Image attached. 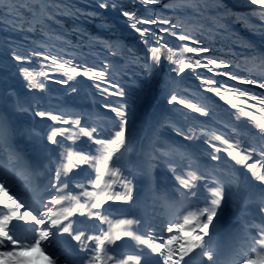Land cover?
Listing matches in <instances>:
<instances>
[{
    "label": "trees",
    "instance_id": "16d2710c",
    "mask_svg": "<svg viewBox=\"0 0 264 264\" xmlns=\"http://www.w3.org/2000/svg\"><path fill=\"white\" fill-rule=\"evenodd\" d=\"M8 2L5 0V5L0 7V20L3 21L0 23V74L7 65L16 63L11 59L12 52L26 58L30 53L41 54L31 56V63L23 64L32 73L37 86L46 80L67 78L63 70L51 65L50 61L42 60V56L54 57L66 67L83 65L89 71L93 68L105 70L104 64L107 63V77L121 85L125 93L123 97L102 96L93 86L94 81L83 76H74L72 80L78 93L90 94L106 109L110 131L108 139L118 130V118L112 108L121 107L127 112L126 142L133 144L147 131L148 116L155 112L160 118L156 133L170 132L182 138L191 136L188 139L190 149L202 153L208 167L215 166L221 171L217 179L225 176L230 180L227 192L234 208L237 209L241 202L247 207L252 197L264 190V182L237 164L227 152L221 151L219 160L211 159L213 149L210 147L215 143L221 149L242 151L251 143L257 152L246 163H256V174L264 175V158L258 155L259 145L264 144L259 127L264 123V111H260L264 105L251 99L252 95L264 97V89L222 74L227 71L245 80L264 82V19L259 15V7L249 4L248 0H158L147 6L140 4L139 0H117L118 4L125 6L124 10L137 11L142 18L169 19L177 25L175 36L170 32H160L161 28L169 25H137L151 29V33L159 38L149 34V43L145 45L140 35L128 26L127 18L120 15V9H101L98 0H57L63 11L56 14L48 10L47 15L52 18L43 15L34 24L28 22H31L32 13L38 10L39 0H25L16 10L23 23L17 21L15 24L9 15ZM21 27L24 30H17ZM29 28L32 30L28 31ZM182 34L199 39L211 51L199 55L184 52L182 45L190 42L178 40ZM116 39L124 44L122 49L116 48ZM165 44L171 51L164 49ZM149 47L161 50L157 54L160 56L159 67L151 69L150 77L144 67L151 62ZM197 59L201 65L209 59H217L231 67L209 64L208 67H197L195 71L186 69L180 75L171 70L173 66L178 68ZM202 80L214 83L208 85ZM211 88H219L220 94L206 90ZM243 91H249V97L242 96ZM173 94L186 103L204 108L207 115L178 103L170 105L168 100ZM240 108L254 112L255 119L245 117ZM223 139L229 140V145H224ZM125 147L121 149L122 154ZM115 161L114 157L109 165ZM222 190L226 192V189Z\"/></svg>",
    "mask_w": 264,
    "mask_h": 264
},
{
    "label": "rangeland",
    "instance_id": "374dc122",
    "mask_svg": "<svg viewBox=\"0 0 264 264\" xmlns=\"http://www.w3.org/2000/svg\"><path fill=\"white\" fill-rule=\"evenodd\" d=\"M43 15L36 9L30 18L31 23L34 24ZM114 43H116L117 49L124 47L119 39H116ZM21 68L26 67L16 62L7 65L5 71L0 74V123L24 118L25 123L29 124L27 129L30 128L25 132L30 136L26 137V142H23V145L30 146V149L33 145L38 147L42 142L47 143L51 131L58 129L59 145H54L55 159H52L53 156L45 154L47 161L44 166L42 165V171L36 172L27 165L23 155L19 157L15 153L18 147L14 146L9 136L0 139V150L4 157V159H0V177H3V181L11 178L14 183L10 187H6L7 192H0V195L9 193V196L15 197L33 209L41 206L39 204L40 199L49 201L52 195H56L58 198L59 193L51 190V184L54 181V168L57 163L67 166V169L64 168L62 171L64 175L66 171L80 175L81 178L76 182L88 186L91 191L101 195L111 194L110 185L113 180L118 188L121 172H123L124 176L132 179L133 198L139 195L140 197L143 196L144 200L147 198L150 201L149 204L145 202L150 211L147 224L144 226L146 238H149L151 243L162 242L159 236L164 231L165 226L179 225L182 230H174L170 234L176 235L178 238L177 242L170 246L176 251L180 242L186 245L191 243L190 225L184 223V217H188L193 222L197 220V217L199 219L200 212L209 206L213 198L210 192L224 188L226 192L222 190L224 199L221 201V207L217 210V216L214 218V230L210 226V232L213 235L212 240L209 241V247L213 252V261H219L221 264H243V259L247 258L257 261L264 260V250L260 246L250 247L252 238L258 239L260 229L264 228V212L261 211L264 209V190L258 191L252 197L248 207L241 202L240 206L235 209L231 196L226 194L231 185L230 180L226 179L225 176H222L220 180L217 179L221 171L215 166L208 167L202 153H196L190 149L188 139L178 137L170 132L156 133V126L160 118L155 112L148 116L147 131L139 136L135 144L126 142L124 153L119 156L117 161L109 165L100 188H96L92 181L99 174L98 168L105 154V147L91 143L80 129L85 127L89 131L95 129L93 132L95 139H108L110 131L106 109L96 103L90 94L72 92L71 89L75 88L73 80L68 85L46 80L44 82L45 89L40 90L31 77L33 90L28 91L25 87L26 81L20 72ZM3 109L4 112L2 113ZM38 111L62 116L63 120H68L69 123L64 124L63 122H53L48 118H41L35 114ZM77 119L80 120L78 126L75 125ZM65 129L67 132L64 131ZM8 132L10 129L4 128L3 134L8 135ZM62 136H66L68 139H62ZM22 149L20 147V150ZM81 152L84 155L95 156V165L80 166L78 160L81 158L79 155ZM28 154L31 155L32 153ZM69 155L72 157L71 164L74 166L71 169L69 168ZM84 168H88V171L84 172ZM147 170L150 171L151 177ZM113 173L114 175H112ZM203 174H206V179H201ZM39 177L42 178L41 184L38 181ZM190 179L197 186L194 198L182 194L187 190L182 189L181 180ZM171 183L172 185H170ZM169 185L171 186L170 190ZM118 191L122 193V189L118 188ZM145 191L151 196H147ZM202 193L206 195L205 198L200 197ZM197 199V202L193 201ZM140 204L133 201L127 204L108 202L102 210L103 221L110 218L113 220L121 218L131 220L132 211L139 208ZM153 206L156 207L153 209ZM72 208H68V213ZM44 210L46 209H42V211ZM103 221L96 219L92 232L93 236L97 237L103 235L104 232H109L115 239L117 232H133L134 229L131 225L98 227V224ZM35 229L36 226L34 225L32 229L24 230L21 238L35 235ZM226 230L234 235L232 241L227 244L224 242L228 237V235H224ZM185 233H189V235L186 236ZM126 237L121 239L126 244L121 255L137 257L138 254L129 247ZM164 239L166 240L167 237L165 236ZM61 252L59 247L54 248L51 245L46 249L45 254H53L51 257L56 260L58 258V264H67L65 256ZM91 255L93 256L94 253ZM7 259L5 258V260ZM76 264L82 263L79 261Z\"/></svg>",
    "mask_w": 264,
    "mask_h": 264
},
{
    "label": "snow or ice",
    "instance_id": "6c2138e0",
    "mask_svg": "<svg viewBox=\"0 0 264 264\" xmlns=\"http://www.w3.org/2000/svg\"><path fill=\"white\" fill-rule=\"evenodd\" d=\"M134 2V0H133ZM158 0H139V3L147 6L154 3H157ZM249 4L259 6L260 13L262 19H264V0H248ZM25 3V0H9L8 2V11L9 15L13 17V23L15 24L17 21L23 23V18L16 15L17 8L21 7ZM5 5V0H0V7H3ZM98 7L101 9H113L117 10L120 9V15L123 18H127L128 26L134 30L136 33H138L141 37V42L145 45H148V35L151 34L155 39H159L158 37H155L154 33H151V29L147 27H138L137 25H151V24H164L169 25V27H164L160 29V32H170L171 35L175 36L176 32L175 29L177 28L176 24H173L171 20L169 19H151V18H142L138 15L137 11L134 10H124L125 6L123 4H118L117 0H98ZM48 10H53L56 14H59L61 11H63L62 6L60 3L57 2V0H39V8L38 11L40 14H44L47 16L48 19H51V16H48ZM0 23H3L2 20H0ZM31 23V22H28ZM17 30H24L22 27L18 28ZM28 31H31L32 29H27ZM178 40L180 41H189L190 43H185L182 45V50L187 53H193V54H201L210 52L211 49L209 47H205L201 44V41L199 39H195L193 36L189 34H182L178 36ZM195 45V46H190ZM106 47L108 45H105ZM164 49L167 51H171V49L168 48V45H164ZM148 51L150 53V64L144 65L146 69V75L151 76V69L158 68L159 67V59L160 56L157 55L161 50L159 48H153L149 47ZM36 55L41 56L40 53H30L29 58H26L23 55L16 54V52L11 53V59L14 61L24 64V63H31L30 57ZM42 60L50 61L51 65H55L60 70H63V72L66 74V79H61L58 81H54L56 83L62 84V85H68L69 82L73 79L74 76H83L88 79H92L94 81L93 86L98 90V92L103 95H111V96H120L123 97L125 95L124 89L121 87L119 83L113 82L112 80L108 79L107 77V68L108 64H104L105 70H96L93 68L91 71L87 70V68L83 65H75V66H67L65 63H61L58 59L50 56H42ZM214 65L221 68H230L231 65L224 62V61H218L217 59H209L206 64L201 65L200 60H195L194 62H188L183 63L178 68L173 66L172 71L176 72L177 75H180L185 72L186 69L191 68L193 71L197 67H208V65ZM21 75L23 76L24 80L26 81L25 87L28 91L33 90V84L31 81L32 73L28 70V68H21L20 69ZM225 76H230L232 80H240L241 83L244 84H251V85H257L259 88L264 89V82H258L255 79H249L245 80L237 75H231L229 72H223L222 73ZM51 79V77H49ZM202 83H206L208 85H211L214 83L212 80L204 81L202 80ZM103 85V86H102ZM46 85L44 83H40L38 85V88L40 90H44ZM210 90L216 94H220L219 88H211L206 89ZM72 92H75L76 89H71ZM241 95L244 97H249L250 93L249 91H243L241 92ZM251 99L253 100H259V103L261 105H264V97H259L256 95H252ZM168 103L171 104H179L183 105L188 109H193L196 112H199L203 115H207V111L204 108L195 107L191 103H186L185 100L179 99L177 95H171L170 99L168 100ZM231 103V102H229ZM246 103V101H245ZM105 107H109L108 105H105ZM233 107H236L233 105ZM251 107H256V105H251ZM112 111H114L118 118V123L116 127L118 130L115 131L112 138L109 139H95L93 137V132L89 131L88 128H81L80 131L84 134V136L88 137L89 141L93 144H96L98 146L105 147V154L103 156V159L100 161L98 172L99 174L95 176L92 183L96 188H100L101 182L104 180L105 174L107 173V170L109 168V162L114 160V157L116 159H119V155H121V149L126 144V134L128 131V119H127V112L122 110L121 107L112 108ZM245 117L255 119V113L251 111H246L244 108L239 109ZM260 111H264V107L260 109ZM37 116L41 118H48L53 122H63L64 124H68V120H63L62 116L52 115L49 112L46 111H38L35 113ZM80 120L77 119L75 121V125H79ZM260 127V135L264 136V123L259 125ZM58 129L52 130L50 133V136L47 138L48 143L52 145H59V141L56 139L58 135ZM67 132V129L64 130ZM182 134V133H181ZM191 136H185V139H191ZM62 139H68L66 136H62ZM217 139H222L221 137H217ZM224 145H229V140L223 139ZM210 147L213 149V153L211 154V159L213 160H219L220 156L219 153L221 151L227 152L229 156H231L237 164L243 165L247 169H249L254 177L258 179L259 181L264 182V175H258L255 172L256 163H246L247 159H250L253 153L257 152V148L254 147L251 143L247 145L242 151H229L227 148L221 149L220 147H217L215 143L210 144ZM259 157L264 158V144L259 145ZM80 159L78 160V164L80 166H83L85 164L88 165H95V156L91 155H84L83 152L79 153ZM72 157L69 155V168L71 169L74 167L71 164ZM259 163V160L257 161ZM119 171V169H118ZM114 175V173L112 174ZM111 180V176L109 177ZM66 179H61V173L57 171L55 173L54 181L51 184V190L53 192H58L59 188L57 185H62L66 187ZM201 179H206V174H203ZM181 186L182 189H186L187 192H183L182 194L185 196H196V184L193 180H181ZM111 194H105L101 195L100 193H94L95 196V202L91 203L90 205L88 203L80 204L77 203L74 208H72L68 215L64 216V221H68L69 216L74 214L84 215V210L88 209L89 207L91 209H95L96 211L89 213V218H95L99 219L101 221L104 220V216L102 214V210L104 208V205L108 202L115 203H123L127 204L133 201V184L132 179L128 176H124L123 172H121V180L119 181L118 188L122 189L121 191H118L116 182L113 180L111 182ZM0 192H7V188L5 187V184L3 182V177H0ZM210 195L213 197L210 201V204L208 207L204 208L200 212V218L196 221H190L188 217H184V223L190 225V245H186L183 242L179 243L178 250L174 251L171 245L174 244V242H177V236L176 235H170L174 232V230H182L179 225H167L165 226V229L163 232H161L159 239L162 242L157 243H151L149 246L153 251V254H155L159 260L160 264H181L182 261H184L185 255H187L189 252H191L195 248H200L201 253L207 257V259L210 262H213V252L210 250L209 247V241L212 240L213 233L210 232V226L213 227L214 230V218L217 216V210L221 207V201L224 199V194L222 190L215 189L210 192ZM61 203L60 199L57 198L56 195H52L51 200L42 203L40 207L38 208H30L26 206L25 203H22L20 200L16 199L13 196H8L7 199L0 198V206L3 207L5 210L3 216H0V249L7 248L8 250H0V264H40L41 258L44 260H47L49 264H56V261L52 260L51 256L45 255V249H48L47 242L49 241V238L54 234V230H57L60 235H63L64 233H68L69 236L72 237L73 240L77 242H82V236L83 233L80 234H73L70 227L65 226L64 221L57 219L56 215L53 213V205H59ZM23 209V211H21ZM42 209H46L42 211ZM262 212H264V209H261ZM204 213H207V215H204ZM19 222H31L34 223L36 226L35 229V235L31 237H24L19 238L14 236L12 229L15 228V223L13 221ZM71 223V222H70ZM132 223H139V221H132V220H119L118 224L120 226L125 225H131ZM133 233L131 231H120L117 232L115 235V239L111 236L109 232H104L103 235L99 237L95 236H88L85 237V240L91 242L92 247L87 248L82 247V251L94 253L93 256L89 257L88 264H103L102 260L100 259L101 253L105 251V249L111 245H115L116 241L121 240L123 237H130ZM185 235H189V233H185ZM167 237L165 240L164 237ZM207 237V239H205ZM144 244H149L148 240L143 241ZM43 246V247H42ZM260 246L262 250H264V228H261L259 231V238L256 237L252 238L250 247H256ZM29 253H37L36 256L32 257L29 256ZM5 258H8L5 260ZM115 264H122L121 261H118L115 259V257H111ZM129 260H136L137 264H139V257H128ZM184 264H187L186 261H184ZM243 264H264V260H254L251 258L243 259Z\"/></svg>",
    "mask_w": 264,
    "mask_h": 264
},
{
    "label": "bare ground",
    "instance_id": "6f19581e",
    "mask_svg": "<svg viewBox=\"0 0 264 264\" xmlns=\"http://www.w3.org/2000/svg\"><path fill=\"white\" fill-rule=\"evenodd\" d=\"M2 110V109H1ZM4 112V109L2 113ZM23 119V120H22ZM23 121V122H21ZM47 123V122H45ZM29 127V124L25 123L24 118H21V120H14L10 122H2L0 123V139L6 138V136L10 137V139L13 141V144L15 147H21L23 146L24 148H30V146H27L26 144L23 145V142H26V137H29L30 135L25 132ZM5 129H10V132H8V135L3 134V130ZM43 134V133H41ZM50 136V134H49ZM47 137V136H46ZM57 140L58 137H56ZM45 140V139H44ZM2 153V151H0ZM31 156L33 158L29 159L27 162V165H31L34 167L33 164H39V163H45L47 161L45 154L48 156L51 155L53 156L52 159L56 156L54 155V145L47 143H41L40 146L36 147V145L31 146ZM19 156V155H18ZM55 159V158H54ZM35 164V165H36ZM67 169V166H62L61 164H56V167L54 168V177L55 173L59 171L61 173V179L64 180L66 179V187L59 185V191H58V199H60L61 203L59 205H54L53 207V213L56 215L57 219H60L64 221V216L68 215V208L70 207H75L77 203L84 204L88 203L89 205L91 203L95 202V196L93 195L94 193L98 192H93L89 189L88 186H85L83 184H79V182H76L81 178L80 175L74 174L72 172L66 171L65 175L62 172L63 169ZM84 172L88 171V168L83 169ZM40 178V177H39ZM45 178V176H43ZM42 179V178H41ZM13 179H7V181H3L5 184V187H10L14 183L12 182ZM76 182V183H75ZM172 185V183L170 184ZM169 185V190L171 189V186ZM146 192V191H145ZM155 195H159L157 193H153ZM9 193H4L0 195V198L7 199L9 196ZM147 196H151L150 193L146 192ZM206 195L203 193L200 195L201 198H205ZM194 198V197H193ZM149 199H145L140 197L133 198V202H138L141 203L139 208H136L134 211H132L131 214V220L132 221H139V223H132L131 226L134 228L133 229V235L130 237H126L129 242V247L132 250H135L136 253L138 254L137 257H139V264H160L159 258L153 254L152 249L150 248L151 240L149 238H146V235L144 233L150 211L149 208L146 206V203L149 204L150 201ZM48 200L46 199H40L39 204L41 205L42 203L47 202ZM194 202H197V200H193ZM146 202V203H145ZM184 206V205H183ZM156 206H153V209ZM184 208V207H182ZM96 211L95 209H91L90 207L88 209L84 210V215H78L77 217H69L68 221H64L65 226L70 227L72 230L73 234H80L83 233L84 235L82 236V242H77L75 240H68L67 235L68 233H64L63 235H60L57 230H54V234L49 238V241L47 242L48 247L52 245L54 248L59 247V250H62L61 253L64 254L65 260L67 261V264H76L78 261L75 259V253L73 252V244H79V248L81 250L80 254V263L82 264H88V259L91 257L92 253L86 251H82V247H87L91 248L92 244L91 242L85 240V237L88 236H93L92 232L94 231V224L96 223V219L89 218V213ZM5 210L3 209L2 206H0V216H3ZM106 219V218H105ZM198 219V217H197ZM119 220H125L123 218L121 219H107L100 224H98V227H111V226H116V227H122L118 224ZM71 222V223H70ZM15 223V228L12 229L13 234L16 237L21 238L23 235L24 230H30L34 227V223L31 222H24V221H19L16 222L15 220L13 221ZM21 231V232H19ZM21 233V234H18ZM229 236L224 240V242L229 243L232 241V238L234 235L232 233L228 234ZM99 237V236H97ZM148 240L149 244H144L143 241ZM126 244L124 241L119 240L116 241L115 245H111L105 249L104 252H102L101 260L103 264H115V261L111 257H115L116 260L121 261L122 264H137L136 260H129L128 257L125 255H121L123 252V248L126 247ZM43 247V246H42ZM0 250H8L7 248L0 249ZM46 251V249L44 250ZM29 256H36L37 253H29ZM46 256H52L53 254H45ZM53 261H56V264L59 263V259H52ZM184 261L187 262V264H213V262H210L206 256H204L201 253L200 248H195L191 252H189L187 255L184 257ZM184 261H182V264H184ZM40 264H49L47 260H44L41 258ZM214 264H221L219 261H214Z\"/></svg>",
    "mask_w": 264,
    "mask_h": 264
},
{
    "label": "water",
    "instance_id": "95a60500",
    "mask_svg": "<svg viewBox=\"0 0 264 264\" xmlns=\"http://www.w3.org/2000/svg\"><path fill=\"white\" fill-rule=\"evenodd\" d=\"M255 6V5H254ZM254 6H252V7H254ZM256 7H259V6H256Z\"/></svg>",
    "mask_w": 264,
    "mask_h": 264
}]
</instances>
